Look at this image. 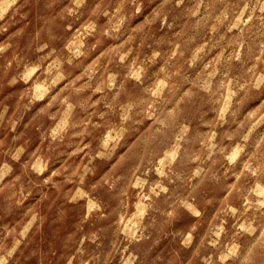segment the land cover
<instances>
[{"label":"clouds","instance_id":"obj_1","mask_svg":"<svg viewBox=\"0 0 264 264\" xmlns=\"http://www.w3.org/2000/svg\"><path fill=\"white\" fill-rule=\"evenodd\" d=\"M0 264H264V0H0Z\"/></svg>","mask_w":264,"mask_h":264}]
</instances>
